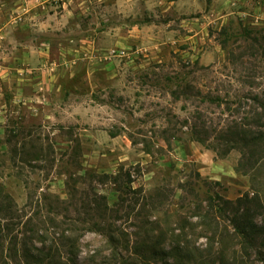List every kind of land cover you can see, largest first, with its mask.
I'll return each instance as SVG.
<instances>
[{
	"label": "rangeland",
	"instance_id": "1",
	"mask_svg": "<svg viewBox=\"0 0 264 264\" xmlns=\"http://www.w3.org/2000/svg\"><path fill=\"white\" fill-rule=\"evenodd\" d=\"M86 5L0 76V264H264V0Z\"/></svg>",
	"mask_w": 264,
	"mask_h": 264
},
{
	"label": "crops",
	"instance_id": "2",
	"mask_svg": "<svg viewBox=\"0 0 264 264\" xmlns=\"http://www.w3.org/2000/svg\"><path fill=\"white\" fill-rule=\"evenodd\" d=\"M0 2V76L4 81H10L15 75H22L25 71V75L30 76L31 80H38L41 72L50 73L59 67L71 66L74 61L72 57L77 59L80 53H84L87 46L83 43L80 49L74 47L71 44L75 42L73 37L68 38L67 44L58 41L56 52H53L52 40L37 34H69L64 32L65 29L71 31L72 24L79 25L78 17L84 13L87 0H75L71 3L69 0ZM141 27L139 31L142 32L148 25ZM86 41L89 45L90 41ZM53 54L57 56L55 60ZM41 83L35 81L34 86Z\"/></svg>",
	"mask_w": 264,
	"mask_h": 264
},
{
	"label": "trees",
	"instance_id": "3",
	"mask_svg": "<svg viewBox=\"0 0 264 264\" xmlns=\"http://www.w3.org/2000/svg\"><path fill=\"white\" fill-rule=\"evenodd\" d=\"M259 135H260V133H256V134L250 135L248 137L244 133H238L237 137H236V135H233L232 137H230V140H233V141H235L237 143L245 145L247 142H253L254 140H256L258 137H260ZM263 135H264V133H263ZM240 224L242 225V223H240ZM248 226H250L252 228V230H253V232L255 234H262V235L264 234V229H262L261 227L257 226L256 224L250 223V225H248ZM238 228H239V226H238ZM241 231H242L241 233L245 232L243 227L241 228Z\"/></svg>",
	"mask_w": 264,
	"mask_h": 264
}]
</instances>
